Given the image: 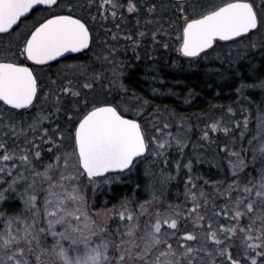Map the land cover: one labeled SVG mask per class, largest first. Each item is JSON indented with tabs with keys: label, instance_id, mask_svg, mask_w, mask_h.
I'll return each instance as SVG.
<instances>
[{
	"label": "snow or ice",
	"instance_id": "1",
	"mask_svg": "<svg viewBox=\"0 0 264 264\" xmlns=\"http://www.w3.org/2000/svg\"><path fill=\"white\" fill-rule=\"evenodd\" d=\"M158 7L169 13L168 29L157 22L153 44L169 49L174 36V50L189 62L229 65L214 75L227 72L240 100L210 116L197 142H211L210 132L226 138L222 149L217 144V178L193 175L192 159L177 162V173L187 168L182 201L157 211L138 235V217L145 214L140 199L147 192L148 203L162 200L177 178L168 154L175 146L183 157L192 131L183 116L149 127V101L129 94L115 44L96 31L99 23L118 40L106 24L120 29L125 10L143 11L138 0H0V125L10 130L5 136L18 130L27 145L0 143V185L7 184L0 187V264H264V101L245 107L249 91L264 92V61L258 70L231 52L242 45L245 53L264 54V0H169L147 12L154 15ZM123 39L137 44L131 35ZM225 45L229 51L221 55ZM244 70L259 74L246 78ZM249 156L259 165L254 175ZM149 160L161 171L145 168L147 179L111 210L115 232L96 224L88 206L97 190L139 175ZM10 199L22 201L23 209L13 211Z\"/></svg>",
	"mask_w": 264,
	"mask_h": 264
},
{
	"label": "trees",
	"instance_id": "2",
	"mask_svg": "<svg viewBox=\"0 0 264 264\" xmlns=\"http://www.w3.org/2000/svg\"><path fill=\"white\" fill-rule=\"evenodd\" d=\"M260 0H256L257 4ZM87 3V1L85 0ZM153 3L156 5H167L169 0H138V4L144 13V16L138 15L135 18H129L127 25L122 27L126 33L131 35L135 41L142 40L143 38L139 36V32L145 31L146 26L149 27L152 23L149 21H154L153 26L157 25V22H162L164 27L167 28L168 15L167 10L161 7L157 8L156 13L150 14L147 12V7L151 6ZM171 47L168 54L160 52L157 57L148 58V46L144 43L138 47L139 59H137V52L135 55L130 52L120 55L121 61L124 62L126 66V76L124 77L125 84L128 86L129 94L135 93L144 99L149 101V105L154 107H161L170 114L176 116H183L188 118L192 122V131L189 133L190 139L188 142V147L184 150L183 157L179 153V150L175 147L169 152L168 160L170 161V173L176 176L171 183L165 188L164 196L162 200H156L155 202L148 203L151 201V195L145 193L143 199H140L139 203L145 204V214H141L139 219V227L137 229V234L142 235L145 231V223L148 221L145 215L150 214V217H154L157 211L167 209L169 203L176 205L183 199L184 185L182 179L184 174L187 172V168L183 167L179 173H177L176 163L180 162L185 164L189 159L193 160L194 173L193 175L203 176L205 179H216L218 169L216 167L217 161L221 159V155H218L217 144L220 145L222 149L225 142V137L223 134L219 133L218 137H213L211 142L200 141L201 128L198 127L197 121L195 119L199 116L209 117L211 114H216L220 112L221 108L226 110L229 105L237 104L240 97L237 95L235 88L229 86L231 77L227 72L223 78L214 75L218 71L223 69H228L229 65L224 64L223 69H221L220 63H200L198 66L191 65L187 66L186 59L179 57L177 54H172V49H175L176 41L173 36L171 40ZM242 45L239 48L242 49ZM236 48L233 46L231 48L233 58H236ZM229 48L225 45L221 55L227 53ZM170 52V53H169ZM243 58L239 63L247 65L253 64L258 70L260 69L261 62L264 61V54L257 51H250L243 53ZM88 57L85 58L87 60ZM120 61V60H119ZM75 62V61H70ZM236 65L233 64V67ZM243 70V69H242ZM245 71V77L257 75L259 73H248ZM152 77H157L158 79L153 80ZM249 82L251 80L249 79ZM158 89L157 93H153L152 89ZM190 93H195V96L190 97ZM187 101V102H186ZM252 102V108L264 101V92L259 89L251 90L247 93V98L245 101V107H247L248 102ZM54 111V109H53ZM218 138V139H217ZM199 156L200 159L196 160L195 157ZM250 174L254 175L256 173L252 172L253 167L257 170L259 165H252L251 157L248 158ZM227 164V160L223 161ZM139 175L134 171L129 177H126L122 182L113 185L111 188L101 187L96 192V196L92 197L89 201V212L92 213L95 223L101 226L108 225L111 231L114 233L116 230V224L109 220L107 223L99 222L97 215L100 212H104L106 209L111 211L112 209H119L121 201L125 199L126 196L131 192H135L137 183L142 179H147L144 176V170L147 167H152L153 171L157 174L161 171V167L153 165L152 161L149 160L142 163L140 166ZM222 176V171L220 172ZM9 205L12 206L13 211H19L23 209L22 201L16 199H10L8 201ZM95 205V207H94ZM154 205H157L154 207ZM210 207V205H209ZM136 212H140L139 204L136 205ZM182 223V221H181ZM188 228H192L193 225L189 223ZM123 229V225H121ZM51 240V237H49ZM119 239V237H117ZM127 240L129 237L124 236Z\"/></svg>",
	"mask_w": 264,
	"mask_h": 264
},
{
	"label": "rangeland",
	"instance_id": "3",
	"mask_svg": "<svg viewBox=\"0 0 264 264\" xmlns=\"http://www.w3.org/2000/svg\"><path fill=\"white\" fill-rule=\"evenodd\" d=\"M87 1V3H91L92 2V0H86ZM260 2V1H259ZM259 4V3H258ZM93 13L95 14V8H93ZM126 11V10H125ZM127 15H129V13L127 14ZM139 15H142V16H144V13H139ZM151 15L149 14L148 15V17H150ZM137 17H138V15H137ZM128 20H129V18H126V20L124 21V23L121 25V28L120 29H118V30H114V26H112V25H109V27L108 28H110L111 30H112V32H114V33H118V35H119V38H118V40H116V41H112V40H110V38H109V35H106L105 34V32H103V30L105 29V27H102L100 24H97L96 25V31L97 32H99L100 34H101V37L102 38H104V39H109V43L110 44H115V46H116V48H117V53H116V59H117V61L119 62V60L121 61V59H120V55H124V53H126L127 51L128 52H130L131 54H133V55H135V53L137 52V55L136 56H138L139 55V51H138V47L139 46H141V45H143L144 43L148 46V58H153L154 56H158V55H160V54H158V53H160V52H162V53H164L165 55H167L168 54V51H170V48L169 49H164L163 47H161V46H159V45H155V44H153V42H152V40H151V31L154 29V28H156V25H154L153 26V23L149 26V27H147L146 26V33H147V35L145 36V37H142L143 39L142 40H139V41H136L137 42V44H134L133 43V40H124L123 39V37L125 36V35H129L128 33H126V31L125 30H122V27L123 26H125V25H127V23H128ZM104 28V29H103ZM165 29H168V26H167V28H165ZM145 32V31H144ZM172 38L173 37H171V40H172ZM165 39L167 40L168 38L167 37H165ZM170 40V43L172 42ZM243 48V47H242ZM135 49V50H134ZM252 51H255V49H252ZM170 53V52H169ZM172 54H177L178 56H179V54L174 50V48L172 49V52H171ZM238 53H239V61H241V59L243 58V53H245V51H243L241 48H239V47H237L236 48V55H238ZM169 55V54H168ZM140 56V55H139ZM169 57H170V55H169ZM180 57V56H179ZM183 58V57H182ZM184 59H186V58H184ZM186 62H187V66H191V65H193L194 63H191V62H189L187 59H186ZM212 63L214 62V63H216V62H218V61H216L215 59H213L212 61H211ZM211 62H209V61H203V62H201L202 64H208V63H211ZM218 63H220V62H218ZM200 64V63H199ZM199 64H194V65H196V66H198ZM51 103V101H49V102H47L45 105H44V108H45V115H47L48 114V104H50ZM249 105H247V107H248ZM246 107V108H247ZM157 109H159V112L161 113V115H159V116H157ZM144 111H145V116H146V118L148 119V121L150 122L149 123V127H151V122L152 121H155L157 124H160L162 121L163 122H172V123H175L176 122V118L178 117V116H176V115H174V114H170L169 112H167L166 110H164V109H162L161 107H154V106H151V105H145L144 106ZM219 113L218 112H216V114H211V116H215V115H218ZM61 117H63V113H61ZM210 117V116H209ZM209 117H203V116H199V117H197L196 119H195V121H197V124H198V127H200V126H202L203 125V127L201 128V135H202V129H204L205 128V125H207L208 123H209ZM185 118V117H184ZM185 120L186 121H188V123L186 124V128H191L192 129V122L188 119V118H185ZM44 124L45 125H47L48 124V122L47 121H45L44 122ZM2 129H4L5 130V128H3V126L2 125H0V143H4V142H2L3 140L5 141V137H3V133H2ZM10 130L8 129V132H9ZM218 134L219 133H215V132H210V136H213V137H218ZM221 134H223V133H221ZM25 135H27L28 136V138H29V140H31V139H33L34 137H33V134L27 129V128H25ZM8 138H9V144H12L13 143V140H15V142H16V144L17 145H19L20 147H25V146H27L26 145V142L24 141V135H19L18 134V130H17V135H15V136H13V135H9V136H7ZM8 138L6 139V140H8ZM36 142L37 143H41V150H42V154L43 153H46L47 152V145H45V144H43L42 142H40L39 141V139H38V137L36 138ZM189 142V141H188ZM205 142H209V141H205ZM175 147V146H174ZM176 148V147H175ZM33 151H35V149H33ZM47 155H51L50 153L49 154H47ZM49 161L47 160V158L45 159V161H44V164L46 165L47 163H48ZM52 163H55V161L53 160V161H51ZM41 171L43 170V169H40ZM8 179H11V178H8ZM53 183H55V180H53ZM0 187H4V188H6L7 187V184H2V185H0ZM157 205H154V207H156ZM89 210V209H88ZM91 215H92V213H91ZM112 216V211H104V212H100V213H98V215H97V220L99 221V222H102L103 224L104 223H107L108 221H109V217H111ZM147 218H150V214H148V213H146V215H145ZM81 227H83V224H81ZM67 246V245H66ZM93 246H95V245H93ZM73 255H75V253H73Z\"/></svg>",
	"mask_w": 264,
	"mask_h": 264
},
{
	"label": "flooded vegetation",
	"instance_id": "4",
	"mask_svg": "<svg viewBox=\"0 0 264 264\" xmlns=\"http://www.w3.org/2000/svg\"><path fill=\"white\" fill-rule=\"evenodd\" d=\"M128 13L125 11V19L123 20V21H117L118 23H120L121 25L124 23V21L126 20V18H135L137 15L135 14V13H133V14H129V15H127ZM31 23H32V20H27V21H25V24H27L28 26H31ZM181 23H182V21H181ZM99 24V23H98ZM109 25H112V26H114V30L116 31V30H118L116 27H115V24L113 23V22H111V20L109 21V22H107V24H106V27L108 28L109 27ZM104 29V28H103ZM26 29H25V27H24V25H21V27H20V29H19V31L20 32H24ZM103 32H105V29L103 30ZM86 58V57H85ZM70 62V61H69ZM5 132H8V129H6L5 128V130L4 129H2V133H3V137H5L4 139H5V141L3 140L2 142H9V138L7 137V136H5ZM9 136V135H8ZM8 138V140H6Z\"/></svg>",
	"mask_w": 264,
	"mask_h": 264
},
{
	"label": "water",
	"instance_id": "5",
	"mask_svg": "<svg viewBox=\"0 0 264 264\" xmlns=\"http://www.w3.org/2000/svg\"><path fill=\"white\" fill-rule=\"evenodd\" d=\"M73 55H77V54H73Z\"/></svg>",
	"mask_w": 264,
	"mask_h": 264
}]
</instances>
